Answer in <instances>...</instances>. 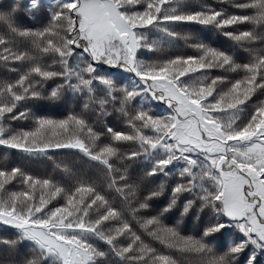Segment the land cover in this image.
<instances>
[{"label": "snow or ice", "instance_id": "obj_1", "mask_svg": "<svg viewBox=\"0 0 264 264\" xmlns=\"http://www.w3.org/2000/svg\"><path fill=\"white\" fill-rule=\"evenodd\" d=\"M0 69V264H259L264 0H0Z\"/></svg>", "mask_w": 264, "mask_h": 264}, {"label": "trees", "instance_id": "obj_2", "mask_svg": "<svg viewBox=\"0 0 264 264\" xmlns=\"http://www.w3.org/2000/svg\"><path fill=\"white\" fill-rule=\"evenodd\" d=\"M46 2H52V0H46ZM27 19V18H26ZM211 39L215 40L217 37H212ZM219 39H223L220 37ZM3 70L0 69V73ZM44 110L48 112L53 118H63L64 109L62 106L59 105H52V106H45ZM163 111V109H161ZM4 158V150L0 148V160ZM11 159V157H10ZM17 163H23L26 167L30 169L42 173L45 170H50L49 162L42 161V160H33V161H16ZM164 205V200L161 198L159 206ZM183 211L182 206L174 208L171 213L168 215L167 222L168 223H175L176 220L180 219V213ZM208 217L205 213H200L199 219H197L195 208L189 211V214L184 217L183 222L181 224L182 230L188 232L190 234L200 235L204 231L206 225L208 224ZM11 230H5L3 227H0V239L9 238V232ZM216 240L213 241L214 244L222 245L223 247H227L229 243V237L227 234L217 233ZM245 256H241L240 264H243ZM259 264H264V257H258Z\"/></svg>", "mask_w": 264, "mask_h": 264}]
</instances>
